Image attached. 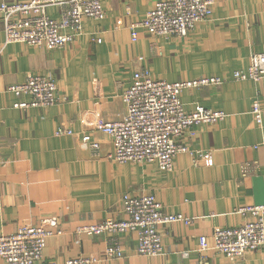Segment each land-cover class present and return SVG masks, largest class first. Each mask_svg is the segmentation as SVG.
Returning a JSON list of instances; mask_svg holds the SVG:
<instances>
[{
  "label": "crops",
  "instance_id": "crops-1",
  "mask_svg": "<svg viewBox=\"0 0 264 264\" xmlns=\"http://www.w3.org/2000/svg\"><path fill=\"white\" fill-rule=\"evenodd\" d=\"M155 1L102 0L104 17L84 18L81 33L56 48L5 43L0 22V231L55 216L57 232L47 237L43 254L57 264L79 254L97 256L96 264H201V235L208 241L207 264H264V245L231 262L211 240L216 226L244 221L240 207L264 202V77H233L234 70L247 68L251 54L264 52V0H214L210 17L184 36L137 28L132 40L129 25ZM47 10L56 14L57 6ZM139 69L167 81L200 75L225 79L219 86L182 91L186 108L200 103L226 115L194 125L183 136L188 150L175 155L169 171L154 162L113 160L111 137L93 128L125 114L121 93ZM28 73L56 79L54 104L14 106L28 96H16L7 85ZM254 98L263 109L260 125L251 113ZM83 132L98 148L80 141ZM199 153H209L211 163ZM147 192L166 211L191 218L188 224L178 220L162 227L160 254H137V234L128 231L119 236L123 255L105 259V237L77 231L106 217L125 218L122 195Z\"/></svg>",
  "mask_w": 264,
  "mask_h": 264
},
{
  "label": "built area",
  "instance_id": "built-area-1",
  "mask_svg": "<svg viewBox=\"0 0 264 264\" xmlns=\"http://www.w3.org/2000/svg\"><path fill=\"white\" fill-rule=\"evenodd\" d=\"M214 0H156L144 17L129 25L131 38L135 40L137 28L156 36H184L199 20L210 17ZM49 5L57 6V13L50 14ZM105 10L102 0H2L0 22L4 42H24L45 45L47 48L63 46L74 40L82 31L84 18L102 19ZM100 41V38H97ZM141 58V57H140ZM234 79L258 81L264 77V52L249 56L245 69L233 71ZM222 76L200 75L194 78L167 81L154 78L147 69L135 70L121 98L125 114L116 120H100L93 128L111 137V158L118 162H154L159 169H172L176 154L188 150L183 136L194 126L213 123L226 114L223 110L194 103L186 108L181 93L186 88L204 85L219 86ZM16 96L26 95L25 100L14 103L17 108L46 107L56 101L57 82L43 73H28L24 80L7 85ZM263 109L254 98L251 113L256 124H262ZM59 128L57 132H62ZM67 133L71 130L67 129ZM83 143L98 148L88 132L79 135ZM211 163L209 153H199ZM125 218L106 217L99 222L81 225L78 232L105 237L104 258L123 255L119 236L128 231L137 234L135 252L149 256L163 250L162 227L173 221L188 224L191 218L181 212H168L154 193L122 195ZM239 211L244 221L236 226H216L211 234L214 250L231 262L241 260L246 252L264 245V202L242 206ZM56 217L51 216L38 224L19 226L14 232L0 231V259L2 264H57L44 258L47 237L54 234ZM53 226V228H52ZM205 235L198 238L201 264L208 263ZM94 255H75L63 264H96Z\"/></svg>",
  "mask_w": 264,
  "mask_h": 264
}]
</instances>
